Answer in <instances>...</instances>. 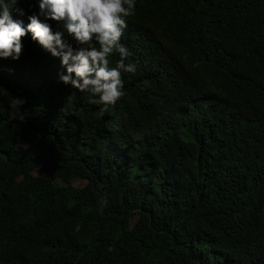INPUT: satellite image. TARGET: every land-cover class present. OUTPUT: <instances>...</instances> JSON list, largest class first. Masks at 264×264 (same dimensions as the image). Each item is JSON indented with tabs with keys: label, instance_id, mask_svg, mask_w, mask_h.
Returning a JSON list of instances; mask_svg holds the SVG:
<instances>
[{
	"label": "trees",
	"instance_id": "obj_1",
	"mask_svg": "<svg viewBox=\"0 0 264 264\" xmlns=\"http://www.w3.org/2000/svg\"><path fill=\"white\" fill-rule=\"evenodd\" d=\"M135 2L103 117L27 36L0 61V264H264V0Z\"/></svg>",
	"mask_w": 264,
	"mask_h": 264
},
{
	"label": "clouds",
	"instance_id": "obj_2",
	"mask_svg": "<svg viewBox=\"0 0 264 264\" xmlns=\"http://www.w3.org/2000/svg\"><path fill=\"white\" fill-rule=\"evenodd\" d=\"M17 4L0 0V61L19 60L27 36L58 59L63 69L58 82L87 93L88 102L98 106L96 115L103 117L124 94V74L136 71L132 52L122 42L135 0H35V11L26 16ZM50 22L58 27L54 30ZM113 54L118 58L110 66Z\"/></svg>",
	"mask_w": 264,
	"mask_h": 264
},
{
	"label": "rangeland",
	"instance_id": "obj_3",
	"mask_svg": "<svg viewBox=\"0 0 264 264\" xmlns=\"http://www.w3.org/2000/svg\"><path fill=\"white\" fill-rule=\"evenodd\" d=\"M87 185V181L85 180H80L78 181L75 186L80 190L83 187H85ZM65 209V206H57L54 208L55 211H63Z\"/></svg>",
	"mask_w": 264,
	"mask_h": 264
}]
</instances>
